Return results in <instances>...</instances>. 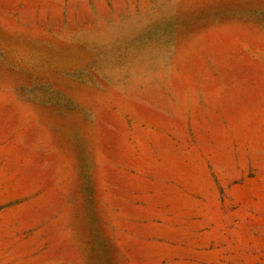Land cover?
Returning a JSON list of instances; mask_svg holds the SVG:
<instances>
[{
  "label": "rangeland",
  "instance_id": "1",
  "mask_svg": "<svg viewBox=\"0 0 264 264\" xmlns=\"http://www.w3.org/2000/svg\"><path fill=\"white\" fill-rule=\"evenodd\" d=\"M0 264H264V0H0Z\"/></svg>",
  "mask_w": 264,
  "mask_h": 264
}]
</instances>
